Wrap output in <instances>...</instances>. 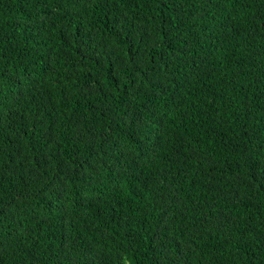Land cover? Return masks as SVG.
Listing matches in <instances>:
<instances>
[{
    "label": "trees",
    "instance_id": "1",
    "mask_svg": "<svg viewBox=\"0 0 264 264\" xmlns=\"http://www.w3.org/2000/svg\"><path fill=\"white\" fill-rule=\"evenodd\" d=\"M0 264H264V0H0Z\"/></svg>",
    "mask_w": 264,
    "mask_h": 264
}]
</instances>
